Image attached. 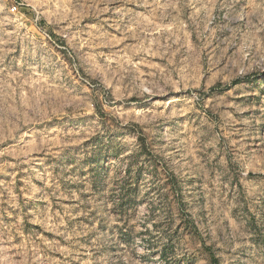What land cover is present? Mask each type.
Instances as JSON below:
<instances>
[{"label":"rangeland","instance_id":"obj_1","mask_svg":"<svg viewBox=\"0 0 264 264\" xmlns=\"http://www.w3.org/2000/svg\"><path fill=\"white\" fill-rule=\"evenodd\" d=\"M0 264H264V0H0Z\"/></svg>","mask_w":264,"mask_h":264}]
</instances>
